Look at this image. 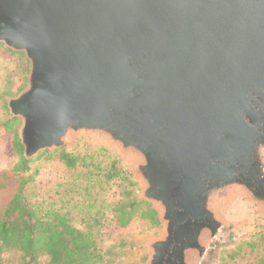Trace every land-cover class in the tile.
<instances>
[{"label":"water","instance_id":"1","mask_svg":"<svg viewBox=\"0 0 264 264\" xmlns=\"http://www.w3.org/2000/svg\"><path fill=\"white\" fill-rule=\"evenodd\" d=\"M0 42L30 61L28 159L80 134L131 158L148 264H201L237 190L264 209V0H0Z\"/></svg>","mask_w":264,"mask_h":264},{"label":"rangeland","instance_id":"2","mask_svg":"<svg viewBox=\"0 0 264 264\" xmlns=\"http://www.w3.org/2000/svg\"><path fill=\"white\" fill-rule=\"evenodd\" d=\"M29 72L30 61L26 55L0 42V172L9 170L19 158L14 141L16 135L20 138L22 119L11 113L8 100L26 89ZM64 147L84 157L82 161L99 163L102 167H109L110 162L117 159L138 184L137 200L141 201L142 186L131 171V158L124 157L119 149L102 139L83 134L68 136ZM47 151H41L31 158L32 169L37 171V197L53 203L55 207L64 205L72 209L76 215L75 224L79 227L83 226L82 220L87 211L86 207L83 210L81 202L84 201L86 206L93 198L96 199V202L91 203L95 202L96 209L105 211L103 226L96 233L104 263L148 264V244L164 233L163 224L160 221L157 225L152 224L148 218L136 216L127 227H121L110 209H107V203L112 206L119 199L124 190V182L119 178L107 181L92 175L82 163L77 170L69 169L63 162L52 158L50 153L53 151ZM87 174L94 180L87 179ZM8 197L10 193H0V206L7 203ZM77 201L80 203L77 204ZM219 215L225 223L224 230L210 244L201 264H234L231 255L235 252L245 255L251 249L247 244L259 239L261 233H264V209L244 190H237L223 198L219 205ZM41 261L46 264L47 258L43 257Z\"/></svg>","mask_w":264,"mask_h":264},{"label":"trees","instance_id":"3","mask_svg":"<svg viewBox=\"0 0 264 264\" xmlns=\"http://www.w3.org/2000/svg\"><path fill=\"white\" fill-rule=\"evenodd\" d=\"M14 148L19 157L17 162L9 170L0 172V193H10L7 203L0 206V264H42L43 257L47 258L46 264H105L96 234L103 226L105 211L96 209V199L86 206L81 202L83 210L86 207L87 211L81 219L83 226L79 227L72 209L64 205L55 207L37 197V171L32 169L33 160L24 155L18 135ZM50 155L69 169L77 170L82 163L92 175L107 181L119 178L124 182L119 199L112 206L107 203V209L121 227H127L136 216L159 224L158 213L150 202L137 200L138 184L117 159H113L109 167H102L99 163L82 161L84 157L69 152L64 146ZM90 176L87 174V179ZM247 245L251 249L245 255H238L239 252L231 255L234 264H264V233Z\"/></svg>","mask_w":264,"mask_h":264}]
</instances>
